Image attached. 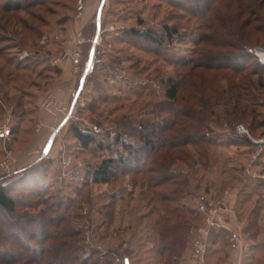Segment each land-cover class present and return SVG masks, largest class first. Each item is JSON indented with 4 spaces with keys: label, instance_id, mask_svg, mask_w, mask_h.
Masks as SVG:
<instances>
[{
    "label": "rangeland",
    "instance_id": "obj_1",
    "mask_svg": "<svg viewBox=\"0 0 264 264\" xmlns=\"http://www.w3.org/2000/svg\"><path fill=\"white\" fill-rule=\"evenodd\" d=\"M79 1L49 0L43 7L0 16V162L6 151L17 159L9 172L0 169V185L20 204L36 205L29 209L32 215H41L48 207L40 204L45 199L65 198L69 209L63 212L62 206L57 217L64 218L63 227L80 231L79 237L69 241L74 243V254L90 257L95 264H199L202 244L204 263L209 264L212 235L224 227L211 228L199 210L202 206L224 198L226 207L234 211L238 187L239 195L254 191L256 211L250 215L248 232L256 233L263 217L264 188L259 184L264 182V153L262 159L254 160L256 147L230 146L234 131L221 113L226 101L237 94L241 107H246L249 94L258 105L253 108L254 122L264 124V69L253 74L254 60L242 75L191 72V67H182L212 49L209 44H197L213 31H207L205 21L195 14L205 13L212 0H83L81 11ZM166 27L177 29L179 35L162 47L132 32L149 31L164 37ZM249 36L247 53L253 55L254 48L264 47V33ZM239 61L232 59L231 63ZM200 73H204L202 80L194 76ZM189 78L198 85L197 93ZM169 79L187 82L182 97L196 94L199 99L201 91L213 94L208 111L201 110L207 116L205 123H199L203 128L210 126L215 146L206 151L203 146L202 158L199 148L156 153L146 144L159 146L154 134L158 129L153 126L162 120L155 114L167 101ZM213 102L221 106H212ZM183 105L180 98L168 105L169 112ZM250 117L233 126L243 125L251 134ZM194 120L191 133H197L198 121ZM178 125L175 130L180 129ZM57 126L60 131L50 145ZM74 127L94 134L105 145L121 135L133 147V157L125 156L124 167L117 168L111 183L94 184L92 172L102 159L117 158L123 150L120 146L104 152L94 147L84 150L73 136ZM151 160L157 161L156 170L146 166V174H138ZM161 166L174 180L156 187L154 182L163 175ZM246 177L255 181L250 191ZM245 198L239 202L242 207ZM189 210L199 211V219L194 220ZM18 211L26 210L20 206ZM246 216L242 217L247 220ZM33 233L41 241L50 230L36 228ZM230 240L235 242L232 236Z\"/></svg>",
    "mask_w": 264,
    "mask_h": 264
},
{
    "label": "trees",
    "instance_id": "obj_2",
    "mask_svg": "<svg viewBox=\"0 0 264 264\" xmlns=\"http://www.w3.org/2000/svg\"><path fill=\"white\" fill-rule=\"evenodd\" d=\"M47 1L49 0H0V16L2 13L11 11L43 7ZM208 4H210L209 7ZM208 4L206 5L205 13L200 10L198 13L195 12V14L196 18L205 21V29L207 31L212 30L213 33L209 37L203 35L204 37L197 44L206 43L212 49L200 53L196 61L191 59L188 64L184 63L182 67H191V72L193 70H204L215 73L231 71L235 75H242L244 71L252 67L248 65L249 61L254 60L257 64L255 69H253V74L258 75V71L264 69V64L256 56L247 53V42L251 39L249 36L251 32H255L256 34L264 33V0H212ZM7 22L5 23L8 24ZM233 25L234 29L232 28ZM228 30L231 31L229 36L232 39L226 34ZM132 32L136 36L150 43H154L158 47L164 46L166 42H172L175 36L179 35L177 29L170 27L165 28L164 37L157 36L149 31L140 32L133 30ZM232 59H239L241 61L231 63ZM203 74H194V76L202 80ZM192 78H189V84L197 93L198 85L192 81L194 80ZM182 79L178 81L169 79L167 83L165 93L167 101L165 104L160 105L158 114H155L156 118H162V120L157 124L154 123L153 126L155 130L156 128L158 129L154 134L158 136L159 146L154 142H146L152 152L155 151L157 153L164 149L169 153V151L179 148L185 151L189 147L201 149L203 146L205 148L204 151H206L208 150V146H215V141L211 138L214 132H212L210 126L203 128L204 125L202 124L205 123L207 116H204L201 111H208L213 101V94L207 96L205 92L201 91L199 99L197 98L198 100L195 99L196 94H189L188 97H182L183 94L181 95V92H183V86L188 85ZM238 87L241 88V86ZM246 97L245 100L248 102V105L243 108L240 103L241 97L238 94L235 97L231 96L229 101H226V104H224V107L222 106L224 110L221 116L226 121V125L231 126L234 131L231 134L233 137H231L230 146L251 149L254 145L250 138L244 134H239L236 127L233 126L236 122H243L246 117L251 116L252 122L248 128L252 136L257 138L264 137V124L260 123V125H257L254 122L255 118H253L255 114V109L253 108L258 106L256 105V98L251 97L249 94ZM180 98H182V103L184 104L182 108L177 112L171 110L169 112L168 105H174L180 101ZM212 106H221V104L213 102ZM251 107V112H249ZM196 108H200V113H198ZM167 112L170 113L168 114L170 116L164 115ZM194 119L198 121L197 133L190 132L196 123ZM199 121H203V123L200 124ZM179 123H181L180 129L175 130L179 126ZM228 128L230 129V127ZM260 129L262 132L259 131ZM72 131L74 138L84 150L94 147L96 150L104 152L109 151L114 146L115 148L120 146L123 150L117 158L108 157L100 161L92 172L94 184L111 183L117 174V168L124 167L126 162L125 156L133 157V147L123 142L121 135L116 137L114 143L105 145L94 134L86 133L79 127H74ZM254 133H257V135H254ZM201 151L202 149L199 151L200 158L204 155ZM186 157H188V154ZM156 164L157 161L154 160L146 162V165L138 170V174H146L144 172L146 166H149L152 169L151 171L156 170ZM202 165H205V163L203 162ZM166 170L165 166L160 167V172L163 173ZM173 180V175L163 173L162 179L160 178L154 182V186L161 187ZM30 182H34L33 179H30ZM186 183L187 185L190 183L189 177ZM259 186L264 188V182H260ZM30 190L34 191L35 197L40 198V194L35 193V189L31 188ZM51 200H53V203H50ZM51 200L47 201L45 199V201L40 203L48 206L42 212L44 214L43 216L42 213L41 215H32L29 213V209H33L36 205L20 204L0 185V209L3 211V213H0V264H95V262H91L90 257L82 259L74 254V243L69 241L79 237L81 235L80 231H71L68 227H63L64 223H66L64 218L57 217L58 212L62 210V206H64L63 212L69 209L65 203V198H54L52 196ZM20 206H24L26 210L24 213L18 211ZM187 212L192 216H196L194 220H198L201 216L199 211L196 210H189ZM197 216L199 217L197 218ZM42 227L49 228L50 233L47 234V238L40 241L33 232L36 228ZM60 227L63 228L61 229ZM59 228L60 231L57 233L52 232L53 229L57 230ZM37 243L38 246L36 245ZM106 264L109 263L107 262Z\"/></svg>",
    "mask_w": 264,
    "mask_h": 264
},
{
    "label": "crops",
    "instance_id": "obj_3",
    "mask_svg": "<svg viewBox=\"0 0 264 264\" xmlns=\"http://www.w3.org/2000/svg\"><path fill=\"white\" fill-rule=\"evenodd\" d=\"M232 147L237 148L235 146ZM238 153L243 155L242 152ZM246 181L249 184V187H246V189L248 188L250 191L255 181L250 177H246ZM235 191H238L236 195L238 201V203L236 201L237 208H234L233 213L230 214V217H228L224 224V227L226 226L228 229L221 228L213 233L207 261L209 264H264V207L261 208L263 217L258 223L256 233L248 232L251 226L249 221L250 215L256 211V209H253L255 208L254 196H251L254 194V191H251L249 195H246V193L245 195H239L240 188L238 187ZM244 196H246L244 201L245 207H242L243 204L241 205L239 202ZM242 214L247 215V220L244 218L245 216L242 217ZM234 233H238L240 238L232 242L230 237H233Z\"/></svg>",
    "mask_w": 264,
    "mask_h": 264
},
{
    "label": "built area",
    "instance_id": "obj_4",
    "mask_svg": "<svg viewBox=\"0 0 264 264\" xmlns=\"http://www.w3.org/2000/svg\"><path fill=\"white\" fill-rule=\"evenodd\" d=\"M78 9L79 11H81L83 9V0H80L78 2ZM260 51L264 52V48H254L252 50V53L254 56H256L260 62L262 64H264V59L262 57V55L260 54ZM79 63V56L76 58L75 64ZM68 119V118H67ZM62 126V125H61ZM59 126H57L52 133L51 139L55 138L59 131H60ZM237 132L239 134H244L247 137L250 138L252 144L254 145V147H256V151L253 155V159L254 160H258L259 158H261V154L264 153V137H260V138H256L251 136V134L249 133L248 129L246 127H244L243 125H238L237 126ZM5 158L3 159L2 162H0V169L3 171H7L9 172L11 170V166L14 165L17 162V159L15 158V154L11 151H6L5 153ZM264 161V159H263ZM226 201L224 198L220 199L216 204L215 203H208L207 205L205 204L204 206H202L199 210L200 212L207 217V224L213 228L216 226L219 227H224V224L226 223V214H231L233 213V211L230 208L226 207ZM225 228V227H224ZM226 229V228H225ZM203 231V230H202ZM204 232H207V230H205ZM240 238V236L238 235V233H234L233 234V241H236ZM199 245V244H198ZM203 245V244H202ZM202 245H200L199 248V252H198V262L199 264H205L204 263V255H203V248L201 247ZM205 252V251H204Z\"/></svg>",
    "mask_w": 264,
    "mask_h": 264
},
{
    "label": "bare ground",
    "instance_id": "obj_5",
    "mask_svg": "<svg viewBox=\"0 0 264 264\" xmlns=\"http://www.w3.org/2000/svg\"><path fill=\"white\" fill-rule=\"evenodd\" d=\"M260 54L262 55V57L264 59V52L260 51Z\"/></svg>",
    "mask_w": 264,
    "mask_h": 264
},
{
    "label": "water",
    "instance_id": "obj_6",
    "mask_svg": "<svg viewBox=\"0 0 264 264\" xmlns=\"http://www.w3.org/2000/svg\"><path fill=\"white\" fill-rule=\"evenodd\" d=\"M53 139H54V138L51 139V141H50V145H51Z\"/></svg>",
    "mask_w": 264,
    "mask_h": 264
}]
</instances>
